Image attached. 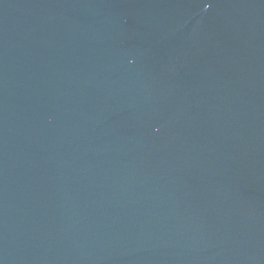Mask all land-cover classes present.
I'll use <instances>...</instances> for the list:
<instances>
[{
  "label": "water",
  "instance_id": "obj_1",
  "mask_svg": "<svg viewBox=\"0 0 264 264\" xmlns=\"http://www.w3.org/2000/svg\"><path fill=\"white\" fill-rule=\"evenodd\" d=\"M0 264H264V0H0Z\"/></svg>",
  "mask_w": 264,
  "mask_h": 264
}]
</instances>
